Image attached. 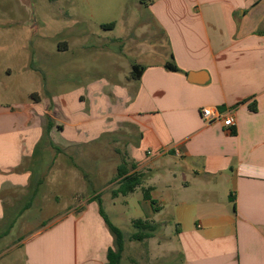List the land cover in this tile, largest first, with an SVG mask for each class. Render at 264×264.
<instances>
[{
  "label": "crops",
  "instance_id": "crops-1",
  "mask_svg": "<svg viewBox=\"0 0 264 264\" xmlns=\"http://www.w3.org/2000/svg\"><path fill=\"white\" fill-rule=\"evenodd\" d=\"M84 2L104 4L111 17L99 23L100 33L80 32L79 48L95 52V61L115 59L117 71L52 96V132L44 121L50 99L35 102L31 94L12 106L0 104V243L21 193L40 183L44 145L82 150L104 135L135 134L127 163L144 174L143 187L156 202L143 194L147 217L140 219L157 230L176 226L175 235L156 231L145 240L170 246L164 251L171 256L160 261L264 264V0ZM92 36L102 45L90 46ZM134 65L144 67L139 80L130 77ZM204 108L232 114L235 126L206 122ZM96 196L23 239L17 246L28 264H106L114 236ZM130 196H109V204L123 197L130 206Z\"/></svg>",
  "mask_w": 264,
  "mask_h": 264
},
{
  "label": "rangeland",
  "instance_id": "rangeland-1",
  "mask_svg": "<svg viewBox=\"0 0 264 264\" xmlns=\"http://www.w3.org/2000/svg\"><path fill=\"white\" fill-rule=\"evenodd\" d=\"M113 6L116 7L115 4ZM117 15L113 9V16ZM109 17L111 11L97 2L0 0V104L12 106L31 94L35 102L41 98L50 99L51 115L45 116L44 121L47 131L52 132L56 126L54 115L57 117L52 96L74 91L84 86L86 81L93 82L106 73L117 71L113 66L115 59L102 56L95 61V52L87 54L79 48V33L86 28L100 33L99 23ZM88 42L93 47L102 45L95 36ZM65 46L70 47L66 52ZM100 109L105 108L101 106ZM121 136L122 133L104 135L99 141L84 144L82 150L60 148L55 144L56 147L47 149L44 145L40 153H36L42 161V165L37 166L36 178L40 183L34 182L21 193L16 211L11 212L12 220L2 229L6 237L0 243V264H28L25 249L17 245L72 211L81 210L85 199L95 193L103 200L105 214L124 233L122 264H165L160 259L170 257L171 253L164 251L170 246L162 239V245L159 240L156 241L159 244H154L130 239L137 230L127 220L147 217L145 207L139 203L144 201L142 190H137L128 199L137 209L132 204L126 206L123 197L115 199V204H109L112 201L108 200L112 196L111 190L116 186L114 179L110 180L115 175V167L124 160L131 166L133 159L128 145L137 139L135 134L128 139ZM113 208L126 218L116 217ZM156 233L159 237L175 235L176 226Z\"/></svg>",
  "mask_w": 264,
  "mask_h": 264
},
{
  "label": "trees",
  "instance_id": "trees-1",
  "mask_svg": "<svg viewBox=\"0 0 264 264\" xmlns=\"http://www.w3.org/2000/svg\"><path fill=\"white\" fill-rule=\"evenodd\" d=\"M167 68L172 71H179L175 64L169 63L167 64ZM144 71V67L134 65L131 71L130 77L135 80H139L142 73ZM253 109H255L253 107ZM50 123V127H51ZM136 167L132 168L128 166L126 160L122 162L118 167L117 175L114 178V182H116V188L112 191V197L116 198L119 196H128L137 191L138 188H142L144 198L147 201H150L151 205H155V200L150 195V189H146L143 187L144 184V174L138 173ZM93 200H98L100 215L104 219L107 227L110 232L114 236V247L109 248L107 254V263L106 264H122L123 252L125 249V236L123 231L115 226L110 218L105 214L102 201L97 196L93 198ZM134 228L137 230L130 237L131 240L144 242L147 239L153 237L154 233L157 231V225L151 224L148 220L145 219H136L132 222Z\"/></svg>",
  "mask_w": 264,
  "mask_h": 264
},
{
  "label": "built area",
  "instance_id": "built-area-1",
  "mask_svg": "<svg viewBox=\"0 0 264 264\" xmlns=\"http://www.w3.org/2000/svg\"><path fill=\"white\" fill-rule=\"evenodd\" d=\"M203 118L206 122L212 123L215 120L224 119V124L226 127L232 128L235 126V117L232 114H229L226 117L221 116V114H214L211 108H204L202 110Z\"/></svg>",
  "mask_w": 264,
  "mask_h": 264
}]
</instances>
